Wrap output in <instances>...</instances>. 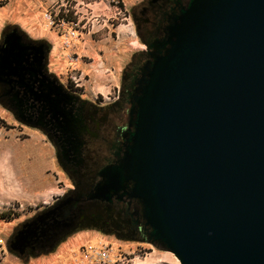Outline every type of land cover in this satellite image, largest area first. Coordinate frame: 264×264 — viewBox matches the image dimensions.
I'll use <instances>...</instances> for the list:
<instances>
[{"label": "water", "instance_id": "95a60500", "mask_svg": "<svg viewBox=\"0 0 264 264\" xmlns=\"http://www.w3.org/2000/svg\"><path fill=\"white\" fill-rule=\"evenodd\" d=\"M23 38L3 36L0 85L29 93L40 118L73 125L63 109L73 96L55 78L44 83L49 48ZM166 44L138 100L133 145L93 198L132 183L147 242L179 264H264V0H192ZM11 111L22 122L21 107ZM53 213L24 224L10 249L23 255L30 227Z\"/></svg>", "mask_w": 264, "mask_h": 264}, {"label": "rangeland", "instance_id": "374dc122", "mask_svg": "<svg viewBox=\"0 0 264 264\" xmlns=\"http://www.w3.org/2000/svg\"><path fill=\"white\" fill-rule=\"evenodd\" d=\"M140 0H0V42L17 29L45 44L47 71L81 98L114 99L133 51L131 14ZM72 182L48 138L0 102V264H179L138 237L94 228L61 237L49 250L10 249L22 226L65 196ZM147 261V262H146Z\"/></svg>", "mask_w": 264, "mask_h": 264}, {"label": "flooded vegetation", "instance_id": "af4514ba", "mask_svg": "<svg viewBox=\"0 0 264 264\" xmlns=\"http://www.w3.org/2000/svg\"><path fill=\"white\" fill-rule=\"evenodd\" d=\"M191 1H139L130 18L135 38L142 45L132 52L119 80L116 96L108 103L100 105L81 98L50 75L46 59L43 61V74L49 79L44 83L55 78L56 85L62 87V93L73 96V100L63 106L64 111H69L73 116V125L69 127H57L50 116L40 118V104L29 93L24 96L21 87L14 83L0 85V102L9 110L15 106L21 107L20 120L48 138L59 167L72 182L65 196L48 209L54 213L30 227L33 236L24 253L52 249L61 237L88 228L107 234L138 237L147 242L150 228L144 218L142 203L130 196L132 183L108 199L93 198V195L103 181L101 174L118 168L132 147L138 100L149 80V71L158 59L165 56L169 49L166 44L169 28ZM23 41L26 42L24 38ZM38 78L43 80L41 75ZM25 82L28 83L27 80ZM38 85L35 84V90ZM16 91L19 94L13 100ZM59 120L63 122L64 118ZM65 130L71 131V134L65 135Z\"/></svg>", "mask_w": 264, "mask_h": 264}, {"label": "bare ground", "instance_id": "6f19581e", "mask_svg": "<svg viewBox=\"0 0 264 264\" xmlns=\"http://www.w3.org/2000/svg\"><path fill=\"white\" fill-rule=\"evenodd\" d=\"M147 262V261H146ZM139 263H141V262H139ZM139 263H137V264H139ZM148 263H151V262H148ZM148 263H145V264H148Z\"/></svg>", "mask_w": 264, "mask_h": 264}]
</instances>
